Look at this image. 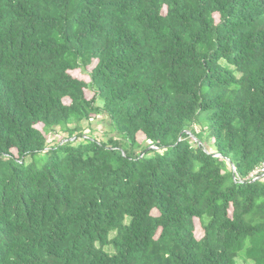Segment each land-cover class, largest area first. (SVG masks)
I'll list each match as a JSON object with an SVG mask.
<instances>
[{"label": "trees", "instance_id": "obj_1", "mask_svg": "<svg viewBox=\"0 0 264 264\" xmlns=\"http://www.w3.org/2000/svg\"><path fill=\"white\" fill-rule=\"evenodd\" d=\"M263 163L264 0H0V264H264Z\"/></svg>", "mask_w": 264, "mask_h": 264}, {"label": "rangeland", "instance_id": "obj_2", "mask_svg": "<svg viewBox=\"0 0 264 264\" xmlns=\"http://www.w3.org/2000/svg\"><path fill=\"white\" fill-rule=\"evenodd\" d=\"M165 10H163L164 12ZM215 18H216V21H218V16L215 15ZM95 64V61L90 65L88 66V70L91 69V67ZM70 73L77 77V78H80V79H84L86 81L89 80V77L86 73H83L81 72L80 70H73V71H70ZM86 92V96L89 98L92 96V92L90 91H87L85 90ZM84 126L86 127L87 126V123L84 121L83 122ZM89 125L90 127L93 129V132L92 134L94 135H98L99 137H102L104 138L106 136V132L108 131L109 132V128H108V121L107 119H104L102 116H98V117H94L93 119H91L89 121ZM38 127H42L40 124L37 125ZM87 130V128H86ZM137 139L141 142H144V135L142 133H138L137 134ZM145 143V142H144ZM152 213L153 214H157V211L156 210H152ZM194 223H195V230H194V233H195V236L197 238H200L203 234V231H202V228L200 227V224H199V220L194 218Z\"/></svg>", "mask_w": 264, "mask_h": 264}, {"label": "built area", "instance_id": "obj_3", "mask_svg": "<svg viewBox=\"0 0 264 264\" xmlns=\"http://www.w3.org/2000/svg\"><path fill=\"white\" fill-rule=\"evenodd\" d=\"M261 173H264V163L261 166L257 167L256 169H254L249 174L248 177L254 180V179L258 178L259 174H261ZM239 181H242V180L240 179Z\"/></svg>", "mask_w": 264, "mask_h": 264}, {"label": "water", "instance_id": "obj_4", "mask_svg": "<svg viewBox=\"0 0 264 264\" xmlns=\"http://www.w3.org/2000/svg\"><path fill=\"white\" fill-rule=\"evenodd\" d=\"M187 132H189V131H187ZM231 166L233 167V164H231Z\"/></svg>", "mask_w": 264, "mask_h": 264}]
</instances>
